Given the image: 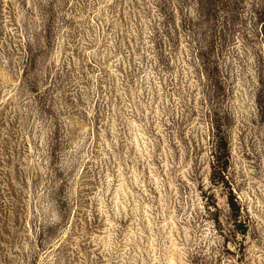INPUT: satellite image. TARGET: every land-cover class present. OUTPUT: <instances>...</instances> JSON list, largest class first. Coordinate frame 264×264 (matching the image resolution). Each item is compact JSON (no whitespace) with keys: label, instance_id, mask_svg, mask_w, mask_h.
Segmentation results:
<instances>
[{"label":"rangeland","instance_id":"374dc122","mask_svg":"<svg viewBox=\"0 0 264 264\" xmlns=\"http://www.w3.org/2000/svg\"><path fill=\"white\" fill-rule=\"evenodd\" d=\"M0 264H264V0H0Z\"/></svg>","mask_w":264,"mask_h":264}]
</instances>
